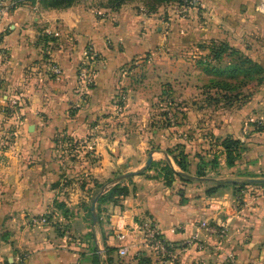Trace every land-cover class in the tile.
<instances>
[{"label": "crops", "instance_id": "1", "mask_svg": "<svg viewBox=\"0 0 264 264\" xmlns=\"http://www.w3.org/2000/svg\"><path fill=\"white\" fill-rule=\"evenodd\" d=\"M50 1L21 2L0 29V262L19 264V255L30 251L27 264H95L96 258L106 264H142L141 257L163 264L140 228L151 221L180 248L174 264H264V186L234 193V184L240 186L243 178L264 179V130L254 129L256 124L264 129V88L231 109L173 107L177 115L168 124L158 105L160 94L176 95L174 86L167 93L162 83H192L197 72L204 85L222 80L216 71L228 56L232 65L245 54L264 67L259 0H200L203 6L192 9L187 19L173 15L174 0L156 4L150 16L141 10L148 8V0H124L116 9L107 6L109 0H76L69 7L50 6ZM45 31L62 33L52 47L63 69L60 80L47 79L42 72ZM88 46L98 53V76L83 93L77 74ZM219 47L226 52L213 69L207 64L209 69L197 71V61L186 58L191 51L211 55ZM193 92L188 87L184 93ZM14 103L17 114L10 110ZM64 134L78 142L69 156L60 148L58 154ZM226 137L243 142L246 156L231 173L220 158L218 169L197 177L196 156L207 155L209 162L217 149L223 150ZM178 146L188 161L197 162L187 173L174 161L179 152H167ZM150 156L152 164L162 165L138 174ZM166 161L190 181L175 176L168 185L161 171ZM130 173L137 174L128 177ZM81 177L107 182L109 190L117 183L129 188L127 196L107 206L106 225L102 217L86 223ZM222 181L232 185L218 188ZM58 200L70 210L63 220L80 230L78 246L62 237L53 240L51 232L33 233L27 224V214H42ZM203 220L220 229L226 226V235L201 230ZM196 232L198 240L193 239ZM123 248L127 255L120 256Z\"/></svg>", "mask_w": 264, "mask_h": 264}, {"label": "rangeland", "instance_id": "2", "mask_svg": "<svg viewBox=\"0 0 264 264\" xmlns=\"http://www.w3.org/2000/svg\"><path fill=\"white\" fill-rule=\"evenodd\" d=\"M155 0H148L149 6H152L150 4H152ZM158 1V0H156ZM173 1V0H171ZM176 1V0H174ZM229 50V49H228ZM190 54H186V58L191 60V63H193L194 61H197L196 64L199 65L198 70L207 68L204 67V65L206 66L207 64L209 65L208 67H210V69L215 68V64L217 63V59L213 58L212 56L214 55V51H211V55L210 54H201L199 51H191L189 52ZM183 56V55H182ZM230 56L227 57V59L225 60V64L221 65L220 64V68L221 71L224 73L222 74H218V76H224V78L222 80H227V81H232V83L235 85H239L238 89H236V92H238L236 95H239V98L234 99L231 105H226L224 102H220L219 104H215L214 102H212L211 100H209V95L202 96L200 97L199 93H203V91H207V89H205V86H208L210 83L207 82L205 85L200 82L198 80V72L195 74L194 78L191 79L192 83H184V82H179L176 83L175 85L173 83H162L163 84V89H165V91L168 93L169 92V87L172 88V86H174L175 89L172 90V92L176 93V95L168 93V95H164V94H160V101H159V106L162 107V109H164L160 115L163 116L164 118V123L168 124V123H172L173 122V118L177 115L175 114L171 108H178V107H183V106H192V107H213L214 109L216 108H224V109H231L233 106H243L245 105V100H248L256 91H258L259 88H264V82L259 83L256 80H251L254 77H257L254 74H250L247 75L246 73V69H248L251 63H257V60H253L251 58H248L245 54L243 55L242 61H240V63L238 64V60L237 63L235 64H229L232 60H230L229 58ZM244 58V59H243ZM234 60V59H233ZM247 60L248 63H247ZM236 61V60H234ZM245 61V62H244ZM251 62V63H250ZM200 63H202L203 65H200ZM227 63V64H226ZM236 65V66H235ZM238 65H240L237 70L239 72H234L233 71V67H237ZM261 65V64H259ZM242 66V68H241ZM194 68V67H193ZM261 68L263 69V72H261V75L264 76V67L261 65ZM209 69V68H207ZM219 69V68H218ZM242 69H244L242 71ZM251 69V68H249ZM185 71V70H184ZM236 73H238L237 75H235ZM234 79V80H232ZM247 79V80H246ZM238 81V82H237ZM236 82V83H235ZM188 87H191L193 89V94L192 95H185V90H187ZM202 90V91H200ZM197 91V95L195 94ZM215 90H213L211 92V95H213L212 93H214ZM216 93V92H215ZM224 93V92H223ZM174 95V96H173ZM179 95V97L176 99V97ZM225 95V93L223 94ZM234 94V96H236ZM222 96V95H220ZM165 97V98H163ZM214 97V96H213ZM182 99V100H180ZM177 102V103H176ZM172 103V104H170ZM176 103V105H175ZM168 108V109H167ZM179 112H182L180 110H178ZM170 125V124H169ZM255 131L257 132H262L264 129L261 128V126L257 127L256 124V128H254ZM58 137H59V133H58ZM63 141V147H59V143L57 146L58 149V154H59V148L61 149L60 152H62V150L64 151V155L69 156L71 154V152H73L76 149V145L78 144V142L75 144V140H73V138L71 136H68L67 134H64L62 136ZM59 139V138H58ZM59 142V141H58ZM243 143V142H242ZM244 144V143H243ZM214 145V144H212ZM223 148V147H222ZM204 150V149H203ZM210 148L204 151L210 152ZM170 149L167 150V152L169 153ZM173 152L175 151L174 149L172 150ZM212 151V150H211ZM222 151V152H221ZM248 149L244 146V149L242 148L241 150L237 151L234 153L235 155V159H237V161H242L243 158L246 156ZM89 152H94L93 148L89 149ZM203 152V151H202ZM219 152V153H218ZM215 154H212V156L210 157V159L208 160L209 162H206L208 158V156L206 157L205 155H197L196 157L199 159L198 164L196 165L197 162H192L189 161L188 162V166H194L196 165V176H198L197 172H198V165H202L203 167V175H207L209 174L211 171H214L215 169H218L220 167V163L221 161L219 160L220 158L225 159V163L226 165H224L223 167L228 168V170L230 171L229 173H231V168L233 166H235L236 162L234 165H228L227 161H226V155L223 150H218L216 152H214ZM218 153V154H217ZM179 154V153H178ZM203 158V160H201ZM214 159H218V166L213 168L211 167L209 168L211 161H213ZM150 167V166H148ZM148 167H146L144 170H146ZM195 169V168H194ZM243 171V170H241ZM189 172V169H188ZM218 172V171H217ZM237 176L239 175V172H236ZM231 175H234V173H232ZM245 177H247V175H245ZM200 178V177H199ZM250 179H256V178H250ZM114 180V179H113ZM249 179H242L241 181L247 182ZM259 180H264V179H259ZM64 181H70V178H64ZM109 182H112V179L109 180ZM79 185L85 189V192H83L84 194L81 195V202L84 203L85 205H87L86 207H84V211L86 213V215L84 216L86 223L89 224H93L92 221V207L93 204L95 203V209H96V214L97 217H99V221H102L100 219V217H102L104 224L106 225L107 223H109V218H110V213H109V208L107 207L109 204H111L110 201V197L109 194L107 193L109 191V189H107V182L106 183H99L96 180H87V178L81 177L78 180ZM241 183L240 186H236L234 193L237 194L238 192H240L242 189H245V187H249V186H264V184H257V185H245ZM106 185V187H104ZM117 186L122 187V183H117ZM89 186V189L87 188ZM231 186V185H229ZM227 187V186H225ZM86 192H90V194L86 193ZM103 196V197H102ZM102 197V198H101ZM104 200V201H103ZM63 205V206H62ZM58 201H55V204L52 206V209L46 210L45 212H43L42 214H27L26 216V221L28 226L31 228V230H33V233L38 232V233H46L48 234L49 232H51L52 234V238L53 240L58 241L59 237H62L67 244L72 243L76 246H78V243L81 242L83 240V238L81 236H77L76 234L80 233L79 231H76V229L73 228V226H71L67 221L63 220L66 217H68V213L70 212V210H65V205L62 204ZM34 219H46V222L44 224H35L34 223ZM94 219V218H93ZM74 230V231H73ZM40 231V232H39ZM74 232V233H73ZM73 233V234H72ZM55 251H59V242H57L56 246H55ZM23 254H20L18 258H21ZM24 255L26 256L25 260H23L22 262H18L19 264H27V261L31 258V253L30 251H25ZM5 262H7L5 260Z\"/></svg>", "mask_w": 264, "mask_h": 264}, {"label": "built area", "instance_id": "3", "mask_svg": "<svg viewBox=\"0 0 264 264\" xmlns=\"http://www.w3.org/2000/svg\"><path fill=\"white\" fill-rule=\"evenodd\" d=\"M23 1L28 0H11L8 4H5L0 0V29L4 22L5 16L10 13L14 8L18 7L19 4ZM200 0H176L171 6L170 9L173 15L179 19H187L190 11L192 9H199L202 7ZM142 12L150 16L153 14L148 8H142ZM258 11L264 14V0H259ZM96 14L103 16V11H96ZM167 23L168 21H163ZM44 42V57H43V68L42 72L47 79L51 80H60L63 76V69L61 65L53 58V49L52 47L55 44L57 39L62 37L60 31H45L41 35ZM98 53L93 47L88 46L85 49L84 56L79 63L78 67V85L83 93H86L91 89L97 82L98 76ZM85 95V94H84ZM118 111L122 112V105H117ZM14 113H18L16 103L11 106L10 109ZM35 224H44L46 219H34ZM141 231L144 235L147 246L151 251L161 260L163 264H174L179 260V250L176 245L168 242L162 235L160 228L154 222H145L140 226ZM201 230H206L210 234L226 235L227 227L222 226L221 229L215 225H212L208 220H203L199 224ZM200 238V232H196L193 236L194 240ZM120 256L127 255V250L125 248L119 250ZM26 256L22 255L21 258H18L17 262H22L25 260ZM0 264H5L0 262Z\"/></svg>", "mask_w": 264, "mask_h": 264}, {"label": "trees", "instance_id": "4", "mask_svg": "<svg viewBox=\"0 0 264 264\" xmlns=\"http://www.w3.org/2000/svg\"><path fill=\"white\" fill-rule=\"evenodd\" d=\"M169 1L170 0H158V1L155 0L152 4H150L152 6H149L148 9L151 12H154L156 10V8H155L156 4L168 3ZM75 2H76V0H51L49 3H50V6L69 7V6L73 5ZM123 2H124V0H109L107 6L112 8V9H116L119 6H121V4H123ZM213 51H214L215 59H218V60H220L222 54L224 52H226L223 47H219L217 49H214ZM238 61H239L238 62V64H239L240 61H242V58H239ZM248 61L249 60H247V63H248ZM235 66L233 67L234 68L233 71L234 72H239L237 70V68L240 65H238L237 67H235ZM249 66H251V67H249L251 69H249V68L246 69L247 70L246 71L247 75L254 74V75L257 76V77H254L251 80H253V81L256 80L259 83L264 82V76L261 75V72H263V69L261 68V65H259L257 63H251ZM241 68H242V66H241ZM243 70L244 69H242V71ZM216 73L218 75V74L224 73V71L222 72L220 70V71H216ZM237 74L238 73H236L235 75H237ZM209 83L210 84L208 86H205V89H207L208 93H210L208 99L211 100L212 102H214L215 104H219L220 102H224L228 106V105L232 104L234 99H236V98L238 99L239 98V95H236V96H228L227 94L223 95L225 92L236 91V89H238L239 85H236V84L234 85L232 83V81L215 80L214 79V80H211ZM213 90H215L216 94L219 95V96H214L213 97V95H211V91H213ZM222 92H224V93H222ZM220 95H222V96H220ZM221 146L224 149V152H225V155H226L227 164L231 165V166L234 165L235 162L237 161V159L234 158L235 157L234 153L239 151V150H241L242 148L244 149V144L240 140L233 139L232 137L224 138V140L221 143ZM180 148L181 147L178 146L175 149V151L177 150L179 152V154L174 156V161L177 164V166L181 169V171H183L184 173H187L188 172V168H189V166H188L189 155L183 149H180ZM169 154H174V152L172 150H170ZM201 160H203V158ZM217 160L214 159L213 161H211L210 165L213 168L218 166L219 163H218ZM157 165L161 166L162 163H158V164L154 163L150 167H148L147 169H150L151 167H154V166H157ZM202 167H203L202 165H198L197 174H198L199 177H205L206 176V175H203L204 171H203ZM144 171L145 170L140 171V173H138V174H141ZM161 171H163L165 173V177H166V181H167L168 185L172 184V180H173V178L175 176H180L186 182L190 181V180H187L185 177H182L183 176L182 173L175 172L168 161L163 162V167H162ZM243 184H245V185H257V184H253V183H251L249 181L244 182ZM106 185H108V184H106ZM106 185L104 187H106ZM218 185H219L218 188H221V187L229 186V185H232V184H230V182H227V181H224V182L222 181V182H219ZM234 185H235V187L237 186V184H234ZM214 190L215 189L209 191V193H213ZM107 193L109 194V197L111 198L110 201H113L111 203L116 204L118 202V198L119 197L127 196L130 193V191H129V188L127 186L122 185V187H120V186L115 185ZM98 220H99V217H98ZM140 263H142V264H150L151 260L149 258H146V257H141ZM5 264H10V263L7 261ZM95 264H106V263H101V261H99L98 258H96L95 259ZM108 264H112L111 260H109Z\"/></svg>", "mask_w": 264, "mask_h": 264}, {"label": "water", "instance_id": "5", "mask_svg": "<svg viewBox=\"0 0 264 264\" xmlns=\"http://www.w3.org/2000/svg\"><path fill=\"white\" fill-rule=\"evenodd\" d=\"M152 161H153L152 156H150V158H149V160H148V162L146 164V167L150 166L152 164ZM136 174L137 173H130L127 176L130 177V176H134ZM248 181L253 183V184H264V180H259V179H249ZM92 215H93L94 221L97 222L98 221V217H97V214H96L95 203H94V205L92 207Z\"/></svg>", "mask_w": 264, "mask_h": 264}]
</instances>
